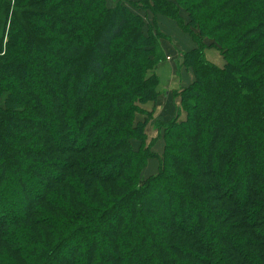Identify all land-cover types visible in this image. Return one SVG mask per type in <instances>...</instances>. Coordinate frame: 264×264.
Masks as SVG:
<instances>
[{
    "label": "trees",
    "instance_id": "obj_1",
    "mask_svg": "<svg viewBox=\"0 0 264 264\" xmlns=\"http://www.w3.org/2000/svg\"><path fill=\"white\" fill-rule=\"evenodd\" d=\"M161 19L195 80L158 156ZM0 192V264H264V0H0Z\"/></svg>",
    "mask_w": 264,
    "mask_h": 264
},
{
    "label": "crops",
    "instance_id": "obj_2",
    "mask_svg": "<svg viewBox=\"0 0 264 264\" xmlns=\"http://www.w3.org/2000/svg\"><path fill=\"white\" fill-rule=\"evenodd\" d=\"M159 25L161 31L166 36H172L173 40L162 43L163 51L166 55V63L159 66L156 70L160 79L158 99L156 102L144 105L143 110L145 113L151 115L146 133L149 143L155 142L152 151L158 156H162L164 141L156 128V124L159 122L168 123L176 118H179V121L186 120V113L182 110L181 92L192 85L195 80L192 70L183 67L181 60L177 64H174V61L179 58L180 54L193 50L195 46L192 39L184 34L175 23L161 19ZM206 57L215 66L219 68L223 67V61L219 53L207 52ZM144 119L145 117L143 116ZM156 145L158 148L155 150ZM159 168V160H150L145 171V176L157 175Z\"/></svg>",
    "mask_w": 264,
    "mask_h": 264
},
{
    "label": "rangeland",
    "instance_id": "obj_3",
    "mask_svg": "<svg viewBox=\"0 0 264 264\" xmlns=\"http://www.w3.org/2000/svg\"><path fill=\"white\" fill-rule=\"evenodd\" d=\"M62 13V12H61ZM83 19V18H82ZM48 20V18H46V21ZM48 21H50V20H48ZM58 25V27L61 25V23H59V24H57ZM68 29V28H67ZM166 36V35H165ZM167 37V40L166 41H168V42H170V41H172L173 40V38H172V36H166ZM207 52H211V53H215V52H217V53H219V56L221 57V59H222V61H223V67L225 66V64H226V62H225V60H224V58L222 57V55L220 54V52L218 51V50H216V49H208L207 51H206V54H207ZM207 60L209 61V59H208V57H207ZM180 61V56H179V58H177V60L175 59V61H174V64H177L178 62ZM164 63H166V61H164L163 63H161L160 64V66L161 65H163ZM222 67V68H223ZM52 126L54 125V124H52V122H49ZM56 128H58L57 129V132H58V140H59V137H61V128H59V127H56ZM33 130V132H32V134H34L33 136H35V138H43V137H45V136H47L46 134H44L43 132H42V130L41 129H39V128H35V129H32ZM45 138H48V137H45ZM25 142V141H24ZM36 143H32L31 144V149H33V150H38V151H41V149H40V147L42 146H40V145H37V141H35ZM82 142V141H81ZM24 144V143H23ZM27 144V143H26ZM81 144V143H80ZM62 146H63V144H61ZM158 148V146L156 145V147H155V150ZM43 149V148H42ZM38 153H40V152H38ZM48 153V152H47ZM23 154V153H22ZM22 157H23V159H28V160H40V156L38 155V154H35V153H30V154H24V155H22ZM48 164H49V162H48ZM47 166H50V167H48V168H50V169H54V171L56 172V174H59V169H58V167H55V166H51V164H49V165H47ZM42 171V170H41ZM34 175H36L37 176V178H39V180H41V177H43L42 176V172H34ZM6 199V196H5V194H4V192H0V202L1 203H3L4 202V200ZM14 204H16L15 202H8V205L7 204H5V206H6V208L7 209H9V210H13L14 211V209H13V205ZM21 204V203H20ZM8 210V212H10ZM12 211V212H13Z\"/></svg>",
    "mask_w": 264,
    "mask_h": 264
}]
</instances>
